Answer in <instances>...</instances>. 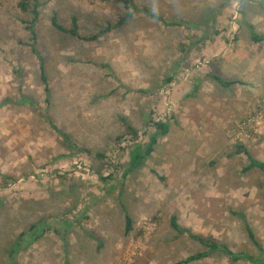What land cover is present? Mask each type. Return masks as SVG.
Here are the masks:
<instances>
[{
	"label": "rangeland",
	"instance_id": "obj_1",
	"mask_svg": "<svg viewBox=\"0 0 264 264\" xmlns=\"http://www.w3.org/2000/svg\"><path fill=\"white\" fill-rule=\"evenodd\" d=\"M131 2L129 10L122 0H41L44 85L17 0H0V264L43 218L71 224L18 264H183L203 249L177 237L172 217L233 252L254 250L247 224L264 247V173H244L248 158L237 153L243 146L264 162V43L247 27L264 35V0ZM53 17L97 39L62 34ZM212 75L238 84L223 88ZM192 77L196 97L183 99ZM150 116L170 118V132L122 178L115 170L131 142L115 140L128 124L146 142ZM97 174L113 177L96 184ZM187 264L246 263L215 255Z\"/></svg>",
	"mask_w": 264,
	"mask_h": 264
},
{
	"label": "trees",
	"instance_id": "obj_2",
	"mask_svg": "<svg viewBox=\"0 0 264 264\" xmlns=\"http://www.w3.org/2000/svg\"><path fill=\"white\" fill-rule=\"evenodd\" d=\"M102 1H110V0H102ZM125 4L126 9L133 8L131 0H122ZM43 4L41 0H17L16 7L20 13V21L24 25L25 30L28 33V39L30 40V44L27 45L30 47L32 53L36 55L40 60V73H41V81L46 85V75L43 66V59L38 53V30L37 26L41 18V9ZM132 16L131 13H127L120 21L119 24H124L126 21L130 19ZM52 27L65 35L73 36L74 38L84 40V41H95L97 37L91 38H82L77 30H76V22L72 23L71 29L64 28L61 26L57 19L53 17L51 19ZM248 30L250 31L251 39L254 43H264V35H260L255 32L252 26H247ZM212 79L217 82L218 85H221L223 88L230 87L232 85H237L238 82H226L220 77L212 75ZM191 83L194 86H191V89L188 93H186L183 99H192L196 97V93L199 89V82H196V77H192ZM169 81V80H168ZM48 85V84H47ZM45 92L47 97H49L50 89L48 86L45 88ZM25 102L32 103L29 99H25ZM46 104H48V100H46ZM44 117L48 120L49 117L44 115ZM125 122V121H123ZM127 132L126 134L119 136L116 138L115 143L117 146H120L124 141L131 142L129 146V151L126 154V158L124 162H118L116 173H122L123 177H127L129 174L134 173L136 170L143 168L145 165L146 160L154 153L156 146L158 145L159 141L165 138L170 132V118L162 119L156 116H150L146 126V132L142 133L143 136L147 138L146 142L140 141L139 134L140 132L135 129L134 127L125 124ZM55 132L58 134L59 138L63 140V142L73 150H81L76 148L73 144L70 136L65 132L61 131L60 129L53 127ZM127 135V136H126ZM126 136V137H125ZM128 137V139H126ZM120 148V147H119ZM238 154H244L248 158V165L244 168L243 172L248 173L251 171H259L264 173V162L257 161L253 159L247 150L243 146L238 147ZM95 157L99 159H103L104 156L102 154H97ZM108 167V166H107ZM111 167V166H109ZM49 175V174H48ZM97 179L95 180L96 184L100 183V180L103 182L111 181L113 174L109 175L108 178H102V174H97ZM99 178V179H98ZM4 181L7 183H12L13 179L3 176ZM14 183V182H13ZM2 202H0V205ZM26 219V218H25ZM126 222V232L131 230V219L126 214L125 216ZM64 223V224H62ZM71 222L68 220L65 222L64 220H55L51 218H43L38 219L36 222H32L29 224L28 229L26 231L21 232L17 235L16 239L11 243L10 250L7 255L6 261L3 264H18L19 256L30 249L34 244L40 241L45 234L53 233L59 234L60 230L65 228V225L70 227ZM171 229L175 232L177 237L180 236H187L190 240L197 242L201 247L202 251L187 258L183 262V264H187L193 261L202 260L205 258H209L215 255H220L222 257L229 258L232 262L235 263H246V264H264V247L256 241L253 232L251 231L250 227L246 224V232L248 235V240L254 250L251 251H240V252H233L224 244H220L216 241L207 240L202 236L195 235L189 230L183 229L178 223L176 217H172L170 221ZM176 237V238H177ZM68 264V263H66Z\"/></svg>",
	"mask_w": 264,
	"mask_h": 264
}]
</instances>
